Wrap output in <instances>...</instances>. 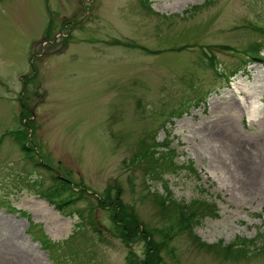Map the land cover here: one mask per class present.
Masks as SVG:
<instances>
[{
  "label": "rangeland",
  "instance_id": "374dc122",
  "mask_svg": "<svg viewBox=\"0 0 264 264\" xmlns=\"http://www.w3.org/2000/svg\"><path fill=\"white\" fill-rule=\"evenodd\" d=\"M143 1L0 0V264L158 260L96 199L115 181L150 229L167 218L155 191L211 202L194 233L155 235L157 264H264V62L242 55L264 42V0ZM204 53L238 70L229 84ZM166 136L184 167L146 180L133 154ZM54 173L91 195L61 210L41 196Z\"/></svg>",
  "mask_w": 264,
  "mask_h": 264
},
{
  "label": "trees",
  "instance_id": "16d2710c",
  "mask_svg": "<svg viewBox=\"0 0 264 264\" xmlns=\"http://www.w3.org/2000/svg\"><path fill=\"white\" fill-rule=\"evenodd\" d=\"M208 2L210 3L211 1L209 0L201 5H196L195 10H200L202 7L207 6ZM151 11L154 12V10L152 9ZM259 44L260 42H255L251 45L250 48L243 50L242 55L245 56V58L250 59L251 61H262V55L256 48ZM140 47L144 50L150 51L146 47ZM221 48L237 51L233 47H228L224 45H221ZM204 55H206V59H203V61H205L207 67L212 69L214 72L215 70L220 69V66H218V64H215L213 56H209L206 53H204ZM207 59H209V61ZM245 64H249V61H245ZM241 68L242 67H239L238 69L240 70ZM236 72H238L237 69L231 70L230 75H233ZM178 115H180V113ZM169 140L170 139L168 136H166L162 141H159L156 138L150 143H147V141L143 139L140 143V146L133 154L132 162L137 166L143 168L146 180L148 178L156 180L158 176L164 177L167 173L173 172V168H176L177 170L180 168L182 169L184 167L179 165L174 154V148L170 145ZM22 148L24 150H27L23 143ZM188 168H190L193 173L195 172L193 163ZM54 179L55 184H53L52 187H49L46 191H44L43 195L46 196L47 194L46 197H48L51 202L55 203L56 206L61 210H64L65 206L69 207L70 205L75 203L77 193L69 180L62 178ZM114 187L115 191H113V193H109L108 191L107 193H104L103 196H97L96 199L101 205L110 206L111 215L114 220L115 227L119 231H122V236L125 238V240L129 239L130 237H137L146 239L149 242L151 248L148 249V251L153 253V257L158 258V260H154L152 262L153 264H157V261H159L162 256L160 255L161 248L159 247L158 241H156L155 233L157 232L158 234L159 232H161L159 235H161V237H164L165 240H169V238H171L174 233L190 231V234H192L194 233V225L202 221L201 219L206 216V213L209 209V205H211V202H207V200L199 198L195 199L194 201H192V203L190 202L189 204H185L181 201L178 202L176 199H173L172 195L169 196L170 191H168L167 195L154 193L155 198H158V200H160L159 205H161L162 211L165 210L163 214L167 215V218L164 221L165 227H163V229L159 227H157V229L156 227H154L155 230L150 231L147 230V228L142 227V221L137 212H135L133 206L125 203L122 200V191L120 183L115 181ZM150 193L153 194V192L151 191ZM86 195L87 193L85 192L82 193L80 196L84 197ZM172 206H174L173 209ZM211 210H213V206H211ZM213 215H215V212H213ZM37 226L38 224L31 222L29 232L34 233V228H36ZM34 235L44 244V246L55 249L56 245L53 242H50L48 234L44 231L43 228L40 229L39 234L35 233ZM148 242L147 248L149 246ZM243 242L244 243H230L228 245L223 246V248L225 249L226 254L231 253V249L233 248H240V251H243L244 254H249V247L252 243H254V241L243 240ZM247 243H250V245H248ZM213 246L214 245H211V247ZM152 263L150 262V264ZM127 264L146 263L143 260H140L138 255L131 251L129 252L127 257Z\"/></svg>",
  "mask_w": 264,
  "mask_h": 264
},
{
  "label": "bare ground",
  "instance_id": "6f19581e",
  "mask_svg": "<svg viewBox=\"0 0 264 264\" xmlns=\"http://www.w3.org/2000/svg\"><path fill=\"white\" fill-rule=\"evenodd\" d=\"M13 227L15 226L14 224L12 225ZM11 229V228H10ZM12 230V229H11ZM1 245V244H0ZM6 256L5 255H2V252L0 250V258H5Z\"/></svg>",
  "mask_w": 264,
  "mask_h": 264
}]
</instances>
